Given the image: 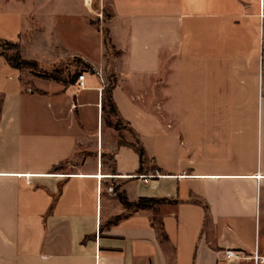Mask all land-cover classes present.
I'll list each match as a JSON object with an SVG mask.
<instances>
[{"label": "crops", "instance_id": "0c3cea01", "mask_svg": "<svg viewBox=\"0 0 264 264\" xmlns=\"http://www.w3.org/2000/svg\"><path fill=\"white\" fill-rule=\"evenodd\" d=\"M0 40L44 70L87 65L85 89L25 82L0 54V264L264 254V0H0Z\"/></svg>", "mask_w": 264, "mask_h": 264}, {"label": "trees", "instance_id": "16d2710c", "mask_svg": "<svg viewBox=\"0 0 264 264\" xmlns=\"http://www.w3.org/2000/svg\"><path fill=\"white\" fill-rule=\"evenodd\" d=\"M103 33H104L105 44H106L107 48L110 50L113 48V46L111 44V39L109 37L108 29L103 28ZM4 44L6 46H8V48H12L11 49L12 52L9 53L8 51L4 50V51H1L0 54L3 55L6 58V60L13 67L21 70L22 73L29 71L33 75H37L39 77H43L46 79L62 82L63 84L68 85V84H72L76 81V78L78 77V75L80 74V71L82 70L80 68L77 69L75 71V73L73 75H71L70 78H67L63 75L62 69L55 68V69L50 70V71L44 70L40 66L38 61L28 60V59L23 58L21 55V49H20L19 43L4 40ZM75 60H76L77 66H79L81 63H83L80 59H75ZM83 66H87V65H85L83 63ZM115 85H116V80L112 76V77H110L109 84H107L102 91V110H103L105 116L112 117L114 119L115 126L117 128H121V127H125V125H124L123 120L119 116L117 106L113 100L112 92H113ZM121 142L127 143L125 140H122ZM130 145L133 146L136 149V151L139 153L140 158H141V163L144 164L146 161L149 160L147 151H146V149H145V147H144V145L140 139L136 138V141L134 143H131ZM141 169H142V167H141ZM122 200L128 206H132V205L140 206L146 202L157 203V202L162 201V200L153 199V198H141L137 203H131L125 197H123ZM51 209H52V206H51Z\"/></svg>", "mask_w": 264, "mask_h": 264}, {"label": "built area", "instance_id": "2783aa9c", "mask_svg": "<svg viewBox=\"0 0 264 264\" xmlns=\"http://www.w3.org/2000/svg\"><path fill=\"white\" fill-rule=\"evenodd\" d=\"M93 72L100 80L101 90L104 89V87L107 85L106 84L107 82L103 71L101 69H94ZM85 77H86V73L82 72L78 75L75 81V84L81 89L86 88ZM224 255L228 262L232 260H239V261H251L253 264H264V254L261 252L258 245H256L254 250L249 254L243 250L228 248L224 250Z\"/></svg>", "mask_w": 264, "mask_h": 264}, {"label": "rangeland", "instance_id": "374dc122", "mask_svg": "<svg viewBox=\"0 0 264 264\" xmlns=\"http://www.w3.org/2000/svg\"><path fill=\"white\" fill-rule=\"evenodd\" d=\"M11 49L12 48H8V46H6L4 44V40H0V53H1V51H4V50H6L9 53H11L12 52ZM76 67H77V65L75 63V60L74 59H71V60L67 61L65 64L57 65L56 68L62 69L63 70V75L65 77H67V78H70L71 75H73L74 72L77 70ZM33 76H37V75H33L29 71H26V72L22 73V76L21 77H22V79L25 82H31ZM108 82H109V75L107 76V83ZM110 119H112V118H110ZM107 121H109V118L107 119ZM120 133L122 135H124L125 130L124 129H121V132Z\"/></svg>", "mask_w": 264, "mask_h": 264}]
</instances>
